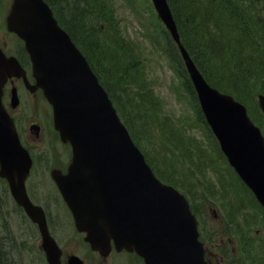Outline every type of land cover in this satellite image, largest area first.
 I'll list each match as a JSON object with an SVG mask.
<instances>
[{
	"label": "water",
	"instance_id": "1",
	"mask_svg": "<svg viewBox=\"0 0 264 264\" xmlns=\"http://www.w3.org/2000/svg\"><path fill=\"white\" fill-rule=\"evenodd\" d=\"M152 2L179 47L222 151L264 206V138L259 128L242 104L206 82L181 43L168 1ZM8 29L24 41L34 89L43 90L53 107L55 129L72 146L68 175L55 179L86 240L97 250L109 249L111 240L117 249H136L147 264H207L187 200L155 177L86 57L49 5L44 0H14ZM0 62V159L6 156L5 167L25 152L2 105V88L9 78H25V72L16 58L1 52ZM259 104L264 112L263 95Z\"/></svg>",
	"mask_w": 264,
	"mask_h": 264
},
{
	"label": "trees",
	"instance_id": "2",
	"mask_svg": "<svg viewBox=\"0 0 264 264\" xmlns=\"http://www.w3.org/2000/svg\"><path fill=\"white\" fill-rule=\"evenodd\" d=\"M45 1L53 9L60 25L83 49L114 102L126 110L128 108L126 103H129L142 113H139L140 116L144 117V114L151 116V111L157 102L160 104V101L152 99L150 94L153 92L147 84L148 90L142 85L139 86L136 105L132 104L135 101L130 102L127 90L123 88L119 94L111 87L112 80L116 86L124 87L125 80L121 78V72L128 74L131 83L136 84L134 66L140 65V58L134 54L132 45L128 43L129 46L119 34L110 0ZM168 2L183 45L210 85L225 93L234 92L238 100L252 107V99L257 94L264 93V36H262L264 0H168ZM96 15L100 17L104 31L112 34L109 41L101 34L97 35L103 31L101 26H96L94 20ZM234 19L235 23L231 26H222V22L225 23L226 20L231 22ZM164 34L169 36L165 30ZM105 41L107 46L104 45ZM152 42L155 43L154 40ZM166 53L175 61V55L169 47ZM99 59L104 63L106 75L101 74L96 68ZM186 80L188 88L193 92L189 79ZM125 95L128 101L124 98ZM198 112L199 121L206 124L202 114ZM174 127L169 133V139L170 146L177 149L184 146V141L179 128ZM173 132H176L177 139H173ZM185 155L188 156L189 153L186 152ZM163 179L174 183L172 179L165 177Z\"/></svg>",
	"mask_w": 264,
	"mask_h": 264
},
{
	"label": "rangeland",
	"instance_id": "3",
	"mask_svg": "<svg viewBox=\"0 0 264 264\" xmlns=\"http://www.w3.org/2000/svg\"><path fill=\"white\" fill-rule=\"evenodd\" d=\"M110 1L113 4V12L119 34L127 44L130 43L132 45L134 54L140 58V65L136 64L134 66L136 67L137 75L136 84L131 83V78L128 74L121 72L120 76L125 80L124 87L116 86L113 80L111 81V87L114 88V92L119 94L123 91V88L127 90L130 102L135 101L132 104L136 105L138 102L136 94L139 91V86L142 85L146 89L148 86L153 92L150 94L152 99L160 101V104L157 102L154 110L151 111V116L144 114V117L139 115L140 112L136 108L126 103L128 106L127 118L134 120L132 127L135 135L148 154L152 164L160 172L155 167L156 170L163 177L174 180L173 182L180 186V189H188L190 191L191 188L197 185H208L209 181L218 180L217 167L223 170L229 178L230 172L223 158L218 153L216 142L207 127L205 128L199 121L195 104H193L194 106L191 104V94L186 83L187 78L184 75L182 76L180 72L178 73L176 66L164 53L169 47L172 54L177 56L175 62L182 69L179 53L176 51V47L172 44L173 42L169 36L164 34V26L157 18L151 0ZM99 18L98 15L94 18L97 27L102 24ZM102 31V33L98 32L97 35L101 34L102 37L106 38V41H109L112 34L109 31L106 33L107 30L104 31V28H102ZM2 34L5 33L2 32ZM9 38L13 40L12 37ZM153 40L156 44L152 42ZM3 41L4 35L1 36L0 43H3ZM106 41L104 43L105 46H107ZM84 42L83 46L86 48ZM193 42L195 43V41ZM96 68L101 74H107L104 71V63L100 59ZM231 94L237 96L234 92ZM124 98L128 101L126 95ZM24 100L22 99V108L26 112L24 123L27 126L29 113L37 114L39 112L37 116L42 118L46 112V105L43 102L33 104ZM251 102L252 106L255 107V98ZM252 110L254 118L258 121L261 128L264 129L262 116L256 110ZM176 124L185 131H180V133L183 135L184 151L191 155L193 161L191 166L183 162L180 150L176 152L170 146L169 133ZM172 137L177 139L176 132H173ZM174 151L176 152V157L170 154V152ZM67 152H69L68 148L61 145L56 136L52 134L47 138L41 137L34 143V153L37 154L38 163H42L43 168H45V165L53 163V161L57 162V156L63 158ZM47 160L48 163L45 164ZM165 162H167L166 166ZM196 163L203 165L201 170L197 171L196 168L194 169ZM200 194H203L201 188L198 192V195ZM260 247V244H258L256 248L259 249Z\"/></svg>",
	"mask_w": 264,
	"mask_h": 264
},
{
	"label": "flooded vegetation",
	"instance_id": "4",
	"mask_svg": "<svg viewBox=\"0 0 264 264\" xmlns=\"http://www.w3.org/2000/svg\"><path fill=\"white\" fill-rule=\"evenodd\" d=\"M14 38L11 41L8 36H5L3 43H0V48L7 56L18 58L30 84L26 86L23 78L9 79L3 89V103L14 119L22 144L33 158V168L26 190L32 203L44 211L49 235L55 243L49 241L51 249L55 248L56 251L59 248L61 252L58 264H145L143 259L134 252L117 251L113 248L107 255H102L94 251L85 241L86 234L79 232L75 227L74 219L54 181L43 180L36 176L30 182L36 167L34 143L41 138L46 129H50L52 122L48 109L42 118L31 113L28 117L31 119L27 120L28 125L24 123L26 112L22 108V99L34 104L44 101V97L40 89L31 91L35 80L31 74L30 58L23 43L18 38ZM14 91L20 101L16 107L12 101ZM35 126H38L40 130L38 136L31 130ZM68 159L69 155H66L57 160L49 168V173L54 168L62 171L67 169ZM239 187L243 192L248 191L243 184ZM0 193L5 195L1 197L0 194V264H56L54 263L55 251L50 259L43 246V235L39 226L29 219L22 207L16 204L10 195L8 183L3 178H0ZM192 197L197 200L200 196L195 191ZM194 207L198 214L203 212L198 203H195ZM209 212L211 216L206 217L207 226L202 230V241L209 264H264V228L252 230L222 226V216L217 208L209 205L207 213ZM240 213L241 208H239ZM239 244L244 246L239 247ZM258 244L261 246L259 249L256 248Z\"/></svg>",
	"mask_w": 264,
	"mask_h": 264
},
{
	"label": "bare ground",
	"instance_id": "5",
	"mask_svg": "<svg viewBox=\"0 0 264 264\" xmlns=\"http://www.w3.org/2000/svg\"><path fill=\"white\" fill-rule=\"evenodd\" d=\"M235 23V19L234 20H232L231 22L230 21H228V20H226L225 21V23H223L222 22V26L224 27V25H229V26H231L232 24H234ZM264 28V27H263ZM264 30V29H263ZM263 31H261V33H262ZM262 36H264V32L262 33ZM43 156V155H42ZM23 225V224H22ZM213 240V239H212ZM7 263V262H6Z\"/></svg>",
	"mask_w": 264,
	"mask_h": 264
}]
</instances>
